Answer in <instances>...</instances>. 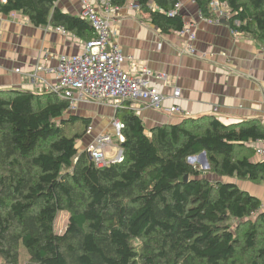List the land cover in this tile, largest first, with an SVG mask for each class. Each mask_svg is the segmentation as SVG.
Wrapping results in <instances>:
<instances>
[{
	"label": "trees",
	"instance_id": "obj_1",
	"mask_svg": "<svg viewBox=\"0 0 264 264\" xmlns=\"http://www.w3.org/2000/svg\"><path fill=\"white\" fill-rule=\"evenodd\" d=\"M193 1L207 20L218 19L217 2L232 30L264 46V0ZM57 2L0 0V14L91 40V24ZM108 2L123 7L126 0ZM134 2L161 33L183 31V16L170 15L178 0ZM67 105L52 93L0 91L3 264H19L21 246L27 264H264L261 202L230 181L264 184V158L251 145L264 142L258 122L184 118L146 131L125 104L114 113L121 161L100 168L77 147L90 118L68 113ZM202 153L206 173L188 161ZM61 212L68 223L58 234Z\"/></svg>",
	"mask_w": 264,
	"mask_h": 264
},
{
	"label": "crops",
	"instance_id": "obj_2",
	"mask_svg": "<svg viewBox=\"0 0 264 264\" xmlns=\"http://www.w3.org/2000/svg\"><path fill=\"white\" fill-rule=\"evenodd\" d=\"M134 5V0H126L123 7L111 8L109 43L117 42L124 55L131 58L124 64V69L143 65L153 73L168 76V85L151 80L152 87L166 97L164 107L178 106L188 115L181 117L192 120L214 117L226 125L256 121L264 128V46L261 43L222 24L226 13L222 12V17L219 15L217 20L208 21L201 17L193 0H178V14L183 16L185 24L194 26V45L199 54L195 57L183 55L180 51L185 38L178 32L161 33L151 24L148 15ZM57 6L63 13L79 17L78 0H58ZM15 14V17L0 14V91L21 89L38 93L29 84L28 75L38 68L40 78L55 83L49 70L57 66L60 56L82 53L84 42L72 35H63L49 25L33 27L24 16ZM175 89L180 90L178 99L172 97ZM98 106L84 104L72 114L92 117L102 123L97 112L90 116V108ZM135 113L146 131L184 119L146 108ZM100 134L97 131L87 136L91 140L85 141L82 147L85 149ZM251 145L264 149V142ZM118 148L112 147L111 153L115 154ZM255 158L263 160L259 156ZM208 178L217 179L215 176ZM230 181L257 198L261 202L260 211L264 213L263 183Z\"/></svg>",
	"mask_w": 264,
	"mask_h": 264
},
{
	"label": "built area",
	"instance_id": "obj_3",
	"mask_svg": "<svg viewBox=\"0 0 264 264\" xmlns=\"http://www.w3.org/2000/svg\"><path fill=\"white\" fill-rule=\"evenodd\" d=\"M78 1L81 6L79 17L91 24L94 37L82 43V53L58 58L57 66L49 70L55 77V83L52 84L40 78L38 68H36L34 73L28 75L29 84L38 93H52L66 101L67 112L70 114L76 112L81 105L89 103L107 105L114 111L128 104L134 111L146 108L162 112L168 117H187V113H183L178 106L164 107L166 97L151 85L152 79L168 85L169 78L166 74L153 73L143 65H137L131 70L123 68L126 61H130L131 58L124 55L117 42L109 43L111 29L109 17L113 7L109 5L108 0ZM1 2L5 3L6 0H1ZM178 7L177 5L176 11L170 12V15L177 14ZM211 7L214 12L218 13V16L222 15L217 2L211 3ZM56 30L63 35L68 34L63 28ZM180 34L185 38V45L180 53L192 57L198 56L194 45L196 41L194 26L185 24ZM44 57H48L46 52ZM179 96L180 90L175 89L172 97L178 99ZM112 127L113 137L122 142L121 123L114 118ZM88 128L91 130V126ZM111 145L112 138L109 135H98L87 145L86 152L97 167H107L121 161L122 150L118 148L115 154H110ZM255 151L257 156L264 158V149L256 148Z\"/></svg>",
	"mask_w": 264,
	"mask_h": 264
},
{
	"label": "rangeland",
	"instance_id": "obj_4",
	"mask_svg": "<svg viewBox=\"0 0 264 264\" xmlns=\"http://www.w3.org/2000/svg\"><path fill=\"white\" fill-rule=\"evenodd\" d=\"M15 13H12V16H14ZM222 17V15H221ZM18 72V71H17ZM91 109V112L92 114L90 113V116L94 114V112H97L96 116L99 115L100 119L102 120V123H99L97 122L94 118L92 119V117L90 118L91 122H90V126H91V130H89V128L87 129V132H86V136L85 137H82V139L77 143V147L82 149V145L85 144V141L88 142L91 140L87 139L86 137L87 136H91V134L93 133H96L97 131L99 133H101L100 135H104V136H107L109 135L111 138H112V145H111V148H110V154L111 151H112V147L113 148H116L118 146V141H116V139L113 137L114 134L112 135V119H114V113L115 111L113 110V108L107 106V105H100L98 107H95V108H90ZM94 109V110H92ZM109 113V114H108ZM95 115V114H94ZM94 116V117H96ZM86 128L84 127H79V130L81 132H83V130H85ZM114 133V131H113ZM205 165L203 164V161H202V157L200 155L194 157V160H192L191 164H194L196 165L201 171H203V173H206V172H209V165H208V161L206 159V155H205ZM210 177H212V175L209 174ZM254 217V216H252ZM67 223H68V214L65 212H61L58 214L56 220H55V232L58 233V234H62L67 226ZM94 248V247H93ZM25 255H26V252H25V249L21 246L20 247V261H19V264H27L26 262H23L25 261ZM0 264H3V262L1 261L0 259Z\"/></svg>",
	"mask_w": 264,
	"mask_h": 264
},
{
	"label": "water",
	"instance_id": "obj_5",
	"mask_svg": "<svg viewBox=\"0 0 264 264\" xmlns=\"http://www.w3.org/2000/svg\"><path fill=\"white\" fill-rule=\"evenodd\" d=\"M221 23L224 24V25H227V24H228L227 21H226V19H224V18L221 20ZM200 156L202 157L203 164L205 165V163H206V162H205V153H202ZM192 160H193V158H190V159H189L190 162H191ZM186 180H187V177H185V181H186Z\"/></svg>",
	"mask_w": 264,
	"mask_h": 264
},
{
	"label": "clouds",
	"instance_id": "obj_6",
	"mask_svg": "<svg viewBox=\"0 0 264 264\" xmlns=\"http://www.w3.org/2000/svg\"><path fill=\"white\" fill-rule=\"evenodd\" d=\"M194 158V157H193ZM189 161V160H188ZM190 162V161H189Z\"/></svg>",
	"mask_w": 264,
	"mask_h": 264
}]
</instances>
